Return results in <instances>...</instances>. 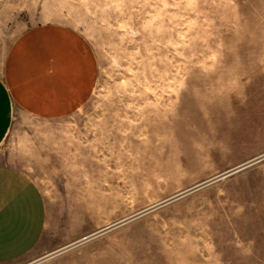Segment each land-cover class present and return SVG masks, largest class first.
Wrapping results in <instances>:
<instances>
[{
	"label": "rangeland",
	"instance_id": "rangeland-1",
	"mask_svg": "<svg viewBox=\"0 0 264 264\" xmlns=\"http://www.w3.org/2000/svg\"><path fill=\"white\" fill-rule=\"evenodd\" d=\"M43 24L81 34L98 76L0 147L47 203L11 264H264V0H0L4 51Z\"/></svg>",
	"mask_w": 264,
	"mask_h": 264
},
{
	"label": "crops",
	"instance_id": "crops-1",
	"mask_svg": "<svg viewBox=\"0 0 264 264\" xmlns=\"http://www.w3.org/2000/svg\"><path fill=\"white\" fill-rule=\"evenodd\" d=\"M98 68L88 41L63 25H38L6 51L0 47V147L20 113L51 121L86 105ZM46 228L47 203L39 185L24 171L0 163V264L34 252Z\"/></svg>",
	"mask_w": 264,
	"mask_h": 264
}]
</instances>
